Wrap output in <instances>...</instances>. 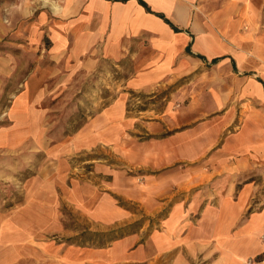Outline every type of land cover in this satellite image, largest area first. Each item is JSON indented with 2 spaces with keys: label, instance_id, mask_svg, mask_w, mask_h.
I'll list each match as a JSON object with an SVG mask.
<instances>
[{
  "label": "crops",
  "instance_id": "obj_1",
  "mask_svg": "<svg viewBox=\"0 0 264 264\" xmlns=\"http://www.w3.org/2000/svg\"><path fill=\"white\" fill-rule=\"evenodd\" d=\"M4 1L0 0V156L5 160L16 156L24 165L21 152L40 151L48 144L41 130L45 111L37 106L46 90L44 63L38 55L43 48L42 30L54 49L48 76L57 75L59 53L78 55L81 61L75 70L96 76L129 72L142 58L141 84L163 76H184L186 68L196 67V160L212 147L217 129L234 124L235 113L240 116L219 152L224 155L220 160L224 170L216 175L196 168V187L219 175L226 181L220 186L203 185L196 190V202L190 204L197 214L193 264H264V0H62L58 10L51 4L38 16H29L27 24L22 10L17 11L16 29L15 24L4 22ZM26 54L32 55V67ZM123 58L127 60L122 65ZM233 63L242 76L215 75L218 68ZM202 65H209L207 74L200 73ZM234 95L240 98L237 106L232 105ZM119 108L116 101L102 113L119 114ZM220 109L224 122L215 116L200 122L202 113ZM106 121L102 120L101 129ZM101 133L97 143L106 142ZM45 156L31 183L18 179L23 165L6 166L10 176H5L17 183L18 197L27 194V199L0 205V264H67L66 259L45 257L35 243L44 238L40 225H50L56 216L60 172L64 179L70 178L59 169L58 156ZM216 158L210 156L209 161ZM166 241L162 239L159 253L147 249L145 259L171 253L170 240ZM133 253L128 257L134 259Z\"/></svg>",
  "mask_w": 264,
  "mask_h": 264
},
{
  "label": "rangeland",
  "instance_id": "obj_2",
  "mask_svg": "<svg viewBox=\"0 0 264 264\" xmlns=\"http://www.w3.org/2000/svg\"><path fill=\"white\" fill-rule=\"evenodd\" d=\"M62 2L5 0L1 10L16 29L17 11L22 10L27 24L29 16H38L51 4L58 10ZM12 5L19 10H12ZM40 39L43 48L38 55L44 63L42 87L46 90L37 106L45 111L41 130L48 144L40 151L21 152L20 157L26 158L24 165L16 156H8V160L0 156V205L8 207L14 201H22V197L27 199V194L18 197L17 183L5 176H10L6 166L23 165L18 179L31 183L39 160L50 153L58 156L59 169L66 170L70 178L64 179L65 174L60 172L63 179L58 180L56 216L50 225H40L44 238L35 243L45 257L66 259L67 264H176L180 256V264L195 263L197 214L190 204L196 202V190H202L203 185L220 186L226 181L219 175L196 187V168L216 175L224 170L220 161L224 155L219 152L224 150L225 137L236 127L240 114H234L230 127L217 129L212 147L205 148L196 160V67L186 66L184 76H163L162 80L141 84L139 76L144 75L138 71L145 67L140 63L142 58L129 72L123 69L116 76H96L75 70V64L81 61L78 55L59 53L55 58L57 75L48 76V62L54 60L49 55L53 48L46 31H41ZM35 52L37 56L36 49ZM25 58L31 66L32 55L26 54ZM126 60H121L122 65ZM207 67L202 65L200 73L207 74ZM220 74L242 76L234 63L218 68L215 75ZM116 101L120 104L119 114L102 113ZM239 101V97L232 96V105ZM223 114V109L202 113L200 122L213 116L224 122ZM113 115L114 121L109 119ZM104 119L108 121L101 129ZM207 128L202 131L207 132ZM102 131L106 142L97 143ZM210 156L217 158L209 161ZM70 182L78 194L68 189ZM162 186L161 191H154ZM162 239L170 240L173 251L146 260L147 249L152 247L159 253ZM131 252H136L132 254L134 259L128 257Z\"/></svg>",
  "mask_w": 264,
  "mask_h": 264
},
{
  "label": "clouds",
  "instance_id": "obj_3",
  "mask_svg": "<svg viewBox=\"0 0 264 264\" xmlns=\"http://www.w3.org/2000/svg\"><path fill=\"white\" fill-rule=\"evenodd\" d=\"M45 2L47 3V0H45ZM11 9H12V10H19L17 5H12V6H11ZM9 14H11V11H9ZM4 22H5V23H10L11 21H9V20H5Z\"/></svg>",
  "mask_w": 264,
  "mask_h": 264
},
{
  "label": "trees",
  "instance_id": "obj_4",
  "mask_svg": "<svg viewBox=\"0 0 264 264\" xmlns=\"http://www.w3.org/2000/svg\"><path fill=\"white\" fill-rule=\"evenodd\" d=\"M142 4H143V2H142Z\"/></svg>",
  "mask_w": 264,
  "mask_h": 264
}]
</instances>
